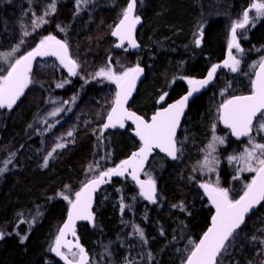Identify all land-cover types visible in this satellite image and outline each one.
<instances>
[{
	"label": "trees",
	"instance_id": "trees-1",
	"mask_svg": "<svg viewBox=\"0 0 264 264\" xmlns=\"http://www.w3.org/2000/svg\"><path fill=\"white\" fill-rule=\"evenodd\" d=\"M127 1L98 0L78 6L75 0H59L56 11L46 16L48 22L33 30V19L42 16L52 0H0V52L20 44L17 54L21 56L43 35L54 34L66 40L79 65L78 74L58 79L68 82L62 95L54 90L57 74L47 73L48 68L36 62L32 82L18 104L11 109L0 108V168L7 164L0 173V233H4L0 264H63L51 249L68 208L64 195L75 198L98 171L113 167L139 145L127 128L103 132L107 139L105 147L99 148L100 125L113 103L116 87L100 83L94 75L98 69L106 67L109 58L118 73L135 63L142 64L147 74L135 96L153 72L160 82L154 81L161 83L154 95L168 91V101L173 100L186 91L188 78L204 75L224 58L230 25L240 20L253 2L143 0L145 6H137V12L144 10L137 32L143 50L134 52L128 47L117 50L112 37ZM151 29L154 34L148 39ZM172 29L180 34L163 38V33H174ZM199 30L204 31V39L197 47ZM24 32L30 34L24 36ZM238 35L243 51L234 48L233 54L240 61L239 71L223 69L208 90L190 103V114H186L177 137L182 149L179 159L156 152L144 170L143 175L156 183V202L141 196L129 176L112 180L98 193L94 224H78L79 235L90 252V264H183L207 229L214 209L200 185L214 179L215 172L193 169H198L208 144L212 104L217 106L226 98L251 91L254 70L264 56V18L257 17L238 29ZM139 53L143 56L136 62ZM7 71L8 66L0 61V75ZM74 93L77 101L71 113L47 130L39 129L35 114ZM152 103H156L154 99ZM217 125L228 136L217 150L220 159L221 151L236 149L237 143L227 129ZM184 139L189 141L184 143ZM57 144L65 146L52 152ZM89 166L96 172H90ZM235 180L230 183L234 199L245 190L242 180L239 187ZM263 206L264 202L238 230L222 256V264H264V223L254 225ZM31 215L39 217L32 223ZM137 229L143 230V239Z\"/></svg>",
	"mask_w": 264,
	"mask_h": 264
},
{
	"label": "snow or ice",
	"instance_id": "snow-or-ice-1",
	"mask_svg": "<svg viewBox=\"0 0 264 264\" xmlns=\"http://www.w3.org/2000/svg\"><path fill=\"white\" fill-rule=\"evenodd\" d=\"M88 2L89 0H77V5L80 6ZM136 5L137 0H129L127 7L123 10L122 19L112 32L113 36L120 39L118 47L123 46L124 41H128L133 48L138 47L133 35L136 25L141 20L139 16L134 15ZM253 9L256 17L264 18V0H253L250 7L243 11L242 18L234 22L231 27L228 59L223 61V66L234 73L239 71L240 61L232 55V49L235 48L238 52L243 51L237 40V29H244L250 24L249 12ZM55 11V0H52L49 9L42 16L33 19V30L47 23L48 21L44 19V16ZM61 31H64V29H61ZM29 34L28 32L23 33L24 36ZM200 35H203L202 31ZM195 42L199 45L201 41L197 39ZM22 43L23 40H21ZM19 48L20 44L10 51L0 52V61L6 63L12 61L8 65L7 73L0 75V108L7 107L11 109L20 96L23 95L24 90L32 82L30 73L32 62L36 57L55 56L71 75L75 76L77 74L76 70L79 65L69 55L68 44L65 41L58 40L53 35L43 37L31 51L12 60ZM220 67L219 64L212 65L206 78L202 80L188 79V84L192 87L187 94L157 111L149 122L125 108V104L135 88V82L143 69L137 65L117 74L113 70L111 58H109L106 68L99 69L95 76L104 77L108 81L114 82L118 90L115 93L113 107L107 114L106 123L102 125L101 133L104 129L115 128L117 125L123 128L125 120H131L135 124L134 131L136 136L139 137L141 146L138 151L133 152L128 159L121 161L115 168L100 171L95 178L88 180L81 190L75 193V199L70 201L67 220L60 229L59 235L56 237L55 247L51 251L61 256L67 261V264H73V260L61 251L62 247H66L71 256L78 260L79 264H88V256L84 248L78 242L73 244L64 238L68 232H71L73 236L76 235V221H92L94 219L91 212L93 193L101 184L106 183L114 175L123 176L125 172H128L133 180L139 184L140 195L153 203L156 202L155 181L151 176L147 180H140L138 173L144 171L145 163L154 149H159L172 160L179 159L178 153H182V149L178 147L176 133L180 125V118L184 114L189 98L209 84ZM258 67L259 71L255 73V80L252 81L251 93L243 96H232L225 100L218 109L219 120L231 130L232 135L237 138H248V145L244 150L238 155L228 156V162L230 164L236 162L242 165L237 169L238 174L250 172L254 175L251 181L245 185L243 194L235 200L230 197L228 188L219 186L218 178L215 183H202L200 185L215 206V215L212 216L211 226L199 242L194 243L184 264H222V256L228 251L231 241L237 238L238 230L245 224L246 216L257 205L264 202V143L256 142L254 135V133H264V58L261 59ZM62 86V84H57V87ZM166 95V93L161 95L160 101H164ZM62 110L58 108L50 115L54 116ZM215 129L216 125L213 124L211 139L204 149L203 160L198 162V169L194 167L193 171L216 172V167L220 163L216 153L218 147L226 143V139L217 135ZM68 135H71V133H68ZM64 146V144H57L52 152ZM52 152L49 153V156L52 155ZM47 163L48 159L45 158V167ZM97 167L99 166L97 165ZM6 168L7 164L4 168H0V173L5 171ZM89 171H92V166H89ZM64 199L67 200L68 197L65 196ZM137 232L143 239V230L137 229ZM3 235L4 233H0V238H3ZM252 239L255 240L256 237H252ZM73 248L77 251H73Z\"/></svg>",
	"mask_w": 264,
	"mask_h": 264
},
{
	"label": "rangeland",
	"instance_id": "rangeland-1",
	"mask_svg": "<svg viewBox=\"0 0 264 264\" xmlns=\"http://www.w3.org/2000/svg\"><path fill=\"white\" fill-rule=\"evenodd\" d=\"M59 0H55V5H56V3L58 2ZM76 2H77V0H75ZM98 0H89V2L87 3V4H90V3H96ZM126 3L127 2H125V6H126ZM145 2L143 1V0H137V6H139L140 5V7H144L145 6ZM250 7V6H249ZM125 9V8H124ZM248 9V8H247ZM46 11V10H45ZM45 11H44V13H45ZM144 10L142 9L141 10V12H137V16H141V17H144L143 15H142V12H143ZM43 13V14H44ZM139 13V14H138ZM249 16H250V23H252L253 21H254V19H252V18H257L256 17V14H255V10L253 9L252 11H250L249 12ZM44 19L46 20V16H44ZM236 21H238V20H235V22ZM234 23V22H233ZM232 23V24H233ZM232 24L230 25V29H229V38H228V41H230V39H231V34H230V32H231V27H232ZM202 29V28H201ZM172 32H174V33H163V38H165V39H167V38H169V35L171 36V34H174V35H176L177 33H179L180 31L179 30H177V29H172ZM148 34H149V36H148V39H149V37L151 36V35H153L154 34V31L151 29V31H149L148 32ZM180 34V33H179ZM48 35H53V36H55L58 40H62V41H65L66 42V40L65 39H62V38H60L59 36H57V35H54V34H46V35H43L41 38H40V40L43 38V37H45V36H48ZM197 36H198V34H197ZM196 36V37H197ZM171 38V37H170ZM148 39H146L147 41H148ZM171 39H173V37L171 38ZM39 40V41H40ZM39 43V42H38ZM67 43V42H66ZM148 43V42H147ZM171 43V42H170ZM36 47V46H35ZM68 47H69V44H68ZM20 49V48H19ZM32 50V49H31ZM30 50V51H31ZM143 50V49H142ZM17 53H19V51L17 52ZM15 54V56L12 58V60H14L15 58H18L19 56H18V54ZM24 54H26V53H24ZM23 54V55H24ZM141 54H143V53H141ZM140 53L139 54H136L135 55V61L136 62H140V60L142 59V56L143 55H141ZM22 56V55H21ZM72 56V55H71ZM76 62H77V64H78V61L74 58V57H72ZM12 61H9V62H4L5 63V65H9V63H11ZM36 62H40V64L42 65V67H46V68H48V70L46 71L47 73L48 72H51L52 74H57V80L59 79V78H63L64 77V75H66V76H73V75H71V74H69V72H68V70H67V68H65L63 65H61L60 64V62L58 61V60H56V59H54V58H39V59H37L36 60ZM35 62V63H36ZM136 64H138V63H135L133 66H135ZM133 66H131V67H133ZM131 67H129V68H131ZM101 68H106L105 66H102V67H100L99 69H101ZM129 68H127V69H129ZM98 69V70H99ZM126 69V70H127ZM77 70H78V68H77ZM76 70V71H77ZM98 72V71H97ZM96 72V73H97ZM117 74H119L118 72H116ZM77 74H78V71H77ZM95 75V74H94ZM98 79H99V81H100V83H112V84H114L115 85V87H116V84L114 83V82H112V81H108L107 79H105L104 77H99V76H96ZM193 78V77H192ZM192 78H188V79H192ZM158 80L159 81V79L155 76V73H151V79H150V81L149 82H147V83H145L144 84V86L141 88V90H140V93L137 95V96H135L134 98H132V100H131V102H130V104H129V106H130V108H132V109H134V110H139V111H141V112H148V111H150L151 110V108L152 107H154V104H156L157 103V98H158V96L160 95V93L159 92H157V94H155L154 95V93L153 92H156V90L158 89V87H160L161 86V83H159V82H157V81H154V80ZM188 79L186 80L187 81V83H188ZM158 83V84H157ZM57 84H62L63 86L62 87H57ZM250 84H252V81H250ZM68 85V82H66V81H64V82H61V81H57L56 82V84H55V89L54 90H66V86ZM167 92L168 91H165L164 93H166L167 94ZM76 97H77V95L74 93V94H69V95H67V97H65V98H63L62 100H54L53 101V103H52V105H49L48 107H45L46 109L45 110H43V111H40V112H37V114H35V116H36V121H37V125L39 124H41L42 126H43V128H44V130H47L50 126H51V124H55L57 121L59 122V121H61L62 119V116L64 115V114H69V113H71V111H72V108L74 107V105H75V103H76ZM222 97H223V95H222ZM153 99L155 100V102L156 103H152V101H153ZM227 99V98H226ZM225 99V100H226ZM224 100V101H225ZM114 101V100H113ZM67 102V103H66ZM220 104L221 103H218V105L216 106V104H212V109H211V111H210V123L208 124V129H207V133H206V138L208 139V142L210 141V139H211V135H212V125L213 124H215L216 125V129H215V131H216V134L217 135H219V136H222V137H225V139H226V142H227V137H226V135H227V133L226 132H221L220 130H218L219 129V127H218V125H217V123L219 124V121H218V109H219V106H220ZM63 109L62 111H60V112H58L56 115H50V113H52V112H54L56 109ZM211 114H212V116H211ZM219 126H220V124H219ZM221 127V126H220ZM185 131V130H184ZM99 144H98V146H99V148H104L105 146H104V143L106 142V139H107V137L105 136V134L102 132L101 133V125H100V131H99ZM229 134V133H228ZM254 135H255V138H256V142H258V143H264V133H260V134H256V133H254ZM189 141V139H184L183 140V142L184 143H187ZM185 145V144H184ZM225 145V144H224ZM248 145V138L245 140V142H243V144H241V148H242V151L244 150V148L246 147ZM97 146V147H98ZM221 146H223V145H221ZM220 147V146H219ZM218 147V148H219ZM221 162V161H220ZM231 165L232 166H234L235 165V167L236 166H238V167H241L242 165H239V164H237L236 162H233V163H231ZM219 166V165H218ZM218 166L216 167V172H215V178L214 179H210V180H208V181H206V182H203V183H215L216 181H217V178H218V181H219V186L220 187H223V186H221V184H220V177L218 176V174H216L217 173V169H218ZM90 172H96V171H94V169H92V171H90ZM98 173H99V171H98ZM243 174H246V175H248V176H250V180H251V178H252V176L254 175V173H250V172H242ZM240 174V173H239ZM239 174H237V175H239ZM225 188V187H224ZM204 190V189H203ZM79 191V190H78ZM77 191V192H78ZM65 196H67L68 197V199L66 200L65 199V201H67V204H68V206H69V204H70V201L71 200H73L74 198H71L69 195H64V197ZM75 197V196H74ZM232 199H234L232 196H230ZM68 209V208H67ZM67 209H66V211H67ZM66 213V212H65ZM30 218H32V219H34V220H32V223L35 221V220H37V218L39 217V216H37V215H35V216H33V215H31V216H29ZM257 217V218H256ZM256 220L254 221V225L255 226H257V227H260V225L261 224H263L264 223V206L261 208V210L259 211V213L256 215ZM55 243V242H54Z\"/></svg>",
	"mask_w": 264,
	"mask_h": 264
},
{
	"label": "water",
	"instance_id": "water-1",
	"mask_svg": "<svg viewBox=\"0 0 264 264\" xmlns=\"http://www.w3.org/2000/svg\"><path fill=\"white\" fill-rule=\"evenodd\" d=\"M128 3H129V0H128L127 4H126V7H127ZM136 12H137V5H136V8H135L134 15H136ZM136 16H137V15H136ZM140 18H141L140 23H138V24L136 25V27H135V31H134V34H133V35H134V39H135V41H136L138 47H135V48L131 47L128 41H124L123 46L118 47L117 45L120 44V39H119V37H117V36H113V35H112L113 38H115V40H116L115 43H114V47H115L117 50H121V49L124 48L125 46H128V47H129L132 51H134V52H140V51L142 50L143 47H142V45H141V43L139 42L138 37H137V32H138L139 28H140V27L142 26V24H143V18H142V17H140ZM121 19H122V18H121ZM121 19H120V20H121ZM120 20H119V21H120ZM119 21H118V23H119ZM118 23L115 25L113 31L115 30V28H116V26L118 25ZM113 31H112V32H113ZM200 33H201V31H200ZM200 33H199V34H200ZM202 33H203V31H202ZM203 37H204V33H203L202 36L199 35V37H198L197 39H200L201 42H200V44L197 45V46H201V44H202V40H203ZM237 40H238V37H237ZM238 42H239V41H238ZM68 52H69V55H70V51H69V49H68ZM228 53H229V49H228V47H227L226 54H225L224 58H223L222 60H220L219 62L216 63V64L221 65V67L217 69V71H216V73H215V76H214L213 80L210 81L209 84H207L205 87L201 88L198 92L194 93L193 96L189 98V101H188L187 107H186L185 110H184V114H183V115L181 116V118H180V125H179V127H178V129H177V133H178L179 128H180V126H181V123H182V121H183L184 115H185V113H186V111H187V109H188V107H189V104L194 100V98H195L196 96L201 95L202 92L206 91V90L210 87V85L214 82V80L216 79L218 73H219L221 70H223V69H227V67H224V66H223V61L226 60V59H228ZM232 55H233V53H232ZM46 57H54V58L58 59L57 57H55V56H51V55H49V56H44V58H46ZM37 58H39V57H36L35 60L32 62V70H31V73H32V71H33V67H34V64H35V61H36ZM71 58H72V57H71ZM263 58H264V56H263ZM72 59H73V58H72ZM58 60H59V59H58ZM260 62H261V61H260ZM136 66H137V65H136ZM136 66H134V67H136ZM138 66H139L140 68L143 69V72L139 75L138 79L136 80V82H135V88H134V90L132 91L131 96L129 97L127 103L125 104V108H126L129 112H134L137 116H141V117H143L146 121H149V122H150L151 117H152L157 111H159L160 109L167 107L169 104H172V103L176 102L177 100H179L181 97H183L184 95H186L187 92H188V91L190 90V88L192 87L191 85L188 84V86H187V90H186L182 95H180L179 97H177L174 101L169 102L165 107H162V108L156 110L154 113H152V114L150 115L149 119H147L146 117H144V116H142L140 113H138L136 110H134V109H132V108L129 107V103H130L131 99L136 95V93H137V91H138V88L141 86V84H142L143 81L145 80V78H146V74H147V71H146V68H145L144 65L141 64V65H138ZM210 69H211V68H210ZM210 69H209V70H210ZM209 70H208V71H209ZM208 71L206 72L205 75H203V76H201V77H199V78H195V80H202V79L206 78ZM258 71H259V67L257 66V68H256V70H255V73L258 72ZM31 73H30V76H31ZM254 80H255V75H254ZM26 89H27V88H26ZM26 89L24 90V93H25ZM117 90H118V89H117V86H116V92H117ZM24 93H23V94H24ZM250 93H251V92H250ZM250 93L239 94V95H234V96L249 95ZM162 95H163V94H162ZM21 97H22V95L20 96V98L16 101V103H15L12 107H14L15 105L18 104V102H19V100L21 99ZM160 97H161V96H160ZM231 97H232V96H231ZM231 97H230V98H231ZM159 102L162 103L163 101H160V98H159ZM112 107H113V104H112V106L110 107L108 113L111 111V108H112ZM108 113H107V114H108ZM106 117H107V115H106ZM106 117H105V120H104L103 124L106 123ZM124 123H125V126H124L123 128H121V127H119V125H117V127H115V128L109 127V128H107V129H104L103 131H107V130H113V131H114V130H124V129H126V127H127L128 124H131V125H132V128H131L130 132H131V134H132V135H133V136L139 141V143H140L139 137L136 136L135 131H134V129H135V124L133 123V121H131V120H125ZM220 123H221V125H222L223 127L229 129L226 125L223 124L222 121H220ZM103 124H102V125H103ZM230 131H231V130H230ZM177 133H176V137H177ZM231 134H232V133H231ZM233 136H234V135H233ZM240 138L243 139V138H245V137H240ZM140 146H141V143H140L139 147H137L136 149L132 150L128 156H126L125 158H123L122 160H120L118 163H116V164H115L113 167H111V168H115L117 165L120 164L121 161L128 159V158L131 156V154H132L133 152L138 151V149L140 148ZM155 151H158V152L161 153L162 155L167 156L165 153L161 152L159 149H154L153 152H152V154L148 157V160H147L146 163H145L144 170H145V168L147 167V164H148V162H149L151 156L155 153ZM167 157H168V156H167ZM168 158H169V157H168ZM169 159H171V158H169ZM171 160H172V159H171ZM106 170H107V169H106ZM103 171H105V170H103ZM129 171H130V170H129ZM138 175H139V179H140V180H147V179H148L147 177L143 176V172L138 173ZM123 176H129V177L133 180V178L128 174V172H125V174H124ZM123 176H118V175H114V176H112L111 179L107 180L106 183L101 184V185L97 188V190L93 193V200H92V207H91V212L93 213V217H94V206H95V203H96V198H97V195H98V193L100 192V190H101L105 185H107L109 182H111L112 180H114V179H116V178H119V177H123ZM95 177H96V176H95ZM95 177H92V178H90V179H93V178H95ZM90 179H89V180H90ZM133 181H134L135 184L139 187V184H138L135 180H133ZM82 187H83V186H82ZM82 187H81V188H82ZM80 190H81V189H80ZM156 191H157V190H156ZM208 200H209V202L211 203L209 197H208ZM261 203H262V202H261ZM211 205L213 206V209H214L213 215H215V206H214L212 203H211ZM259 205H260V204H259ZM259 205H257V206L252 210V212L249 213V214L246 216L245 221H246V220H247V219H248V218H249V217H250V216H251V215L257 210V208L259 207ZM69 211H70V206H69V208H68V210H67V212H66V214H65V217H64L63 222L61 223V225H60V227H59V229H58L57 236L59 235L60 229L63 227V225L65 224V222H66V220H67V217H68V213H69ZM213 215H212V216H213ZM93 222H94V219H93L92 221H86V220H78V221H76V223H75V233H76V235L73 236V235L71 234V232H68V233L66 234L65 238H64V239H66L67 241L72 242L73 244H76V243L78 242L79 245H81V246L84 248L85 252L87 253V256H88V262H89V260H90L89 252H88L87 246L82 242V239H81V237H80V235H79V233H78V224H79V223L93 224ZM211 222H212V217H211V219H210V223H209L207 229L211 226ZM207 229L205 230V232L207 231ZM205 232H204V233H205ZM204 233H203V234H204ZM203 234H202V236H203ZM202 236L199 238V240L202 238ZM199 240H198V242H199ZM198 242H197V243H198ZM73 250H75V248H73ZM61 251L64 252V253L67 255L66 251H68V249H67L66 247H62V248H61ZM57 256H58V255H57ZM68 257H69V256H68ZM58 258L61 260V262H63L64 264H67V261H65L61 256H58ZM69 259H71V258L69 257ZM72 260H73V259H72ZM73 264H79L78 260H73ZM183 264H184V263H183Z\"/></svg>",
	"mask_w": 264,
	"mask_h": 264
},
{
	"label": "flooded vegetation",
	"instance_id": "flooded-vegetation-1",
	"mask_svg": "<svg viewBox=\"0 0 264 264\" xmlns=\"http://www.w3.org/2000/svg\"><path fill=\"white\" fill-rule=\"evenodd\" d=\"M229 42L230 41H228V44H229ZM49 58H53V57H49ZM55 59V58H54ZM57 60V59H56ZM59 61V60H58ZM60 62V61H59ZM70 74V73H69ZM254 75H255V71H254ZM254 75H253V79H252V81L254 80ZM203 76V75H202ZM201 77V76H200ZM57 91L60 93V94H62L63 95V93H61V92H64V90H58L57 89ZM251 91H252V84H251ZM251 91H249L248 93H250ZM184 93V92H183ZM182 93V94H183ZM204 93V92H203ZM162 94H165V93H162ZM162 94H160V96L162 95ZM168 92H167V95L165 96V99H164V101L161 103V102H159V98H160V96H158V98H157V103L156 104H154V107H152L151 108V110L150 111H148V112H141V111H139V110H136L138 113H140L142 116H144V117H146L147 119H149V117H150V115L152 114V113H154L156 110H158V109H160V108H162V107H165L169 102H172V101H174L175 99H173V100H169L168 101ZM202 94V93H201ZM200 96V95H199ZM197 97V96H196ZM223 103V102H222ZM221 103V104H222ZM220 104V105H221ZM190 106V105H189ZM45 107H47V106H45ZM45 107H43V110H45L46 108ZM219 108H220V106H219ZM42 110V109H41ZM42 110V111H43ZM186 114L188 115V114H190L189 113V107H188V109H187V111H186V113H185V115H184V118H183V120H185L186 121V119H185V117H186ZM211 116H212V114H211ZM194 119V118H193ZM188 121V120H187ZM218 121H219V124H220V126H221V123H220V120H219V112H218ZM254 124H255V122H254ZM39 126V129H44L43 128V126L40 124V125H38ZM127 128H129V131L131 130V128H132V125L131 124H128L127 125V127H126V129ZM221 128H224V127H222L221 126ZM224 129H227V128H224ZM228 130V132L231 134V132H230V130L229 129H227ZM131 133V132H130ZM231 136L233 137V139H235L236 140V143L237 144H234V148H236V149H230V150H225L224 152H222L221 151V154H222V156L220 157V163H219V166H218V169H217V173L216 174H220L221 175V177H220V184H221V186H223V187H225V188H228L229 189V194H230V189H234V187H233V184H230L231 183V180H235L236 182H237V184H238V186L237 187H239V184H240V180H242V182H243V185H246V184H248L251 180H250V176H248V175H246V174H243V173H240L239 175H237L238 173H237V169L239 168L238 166H236L235 167V165L234 166H232L229 162H228V160H227V157L228 156H230V155H238L239 153H240V151L239 150H237L239 147H241V144H243V142H245V140L247 139V137H245V138H243V139H241V138H237V137H235V136H233L232 134H231ZM140 145V144H139ZM139 145L137 146V147H139ZM137 147H135L134 149H136ZM179 147V146H178ZM133 149V150H134ZM242 152V151H241ZM156 153V152H155ZM156 194H157V192H156ZM243 194V193H242ZM241 194V195H242ZM240 195V196H241ZM207 196V195H206ZM230 196H231V194H230ZM239 196V197H240ZM239 197H237L236 199H238ZM207 198H208V196H207ZM235 200V199H234ZM93 224H94V222H93ZM93 224H90V225H93ZM53 247H55V243H54V246ZM73 251H77V249H75V250H73ZM89 252V251H88ZM55 253V252H54ZM66 253H67V255L71 258V259H73V260H76L75 258H73L72 256H71V253H69L68 251H66ZM56 254V253H55ZM56 256H57V254H56ZM89 256H90V252H89ZM58 257V256H57ZM90 259H91V257H90ZM60 260V259H59ZM61 261V260H60ZM63 263V262H62ZM64 264V263H63ZM88 264H90V260H89V262H88Z\"/></svg>",
	"mask_w": 264,
	"mask_h": 264
}]
</instances>
